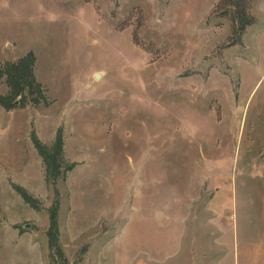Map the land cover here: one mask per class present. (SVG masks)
<instances>
[{"label":"rangeland","instance_id":"obj_1","mask_svg":"<svg viewBox=\"0 0 264 264\" xmlns=\"http://www.w3.org/2000/svg\"><path fill=\"white\" fill-rule=\"evenodd\" d=\"M233 7L0 0V68L32 51L45 96L0 102V264H60L55 206L68 264H264V0Z\"/></svg>","mask_w":264,"mask_h":264},{"label":"trees","instance_id":"obj_2","mask_svg":"<svg viewBox=\"0 0 264 264\" xmlns=\"http://www.w3.org/2000/svg\"><path fill=\"white\" fill-rule=\"evenodd\" d=\"M225 3H232L236 6L233 9L226 12L231 13V17L239 19L237 24V32L241 33L244 30V26L250 21L245 18V1L246 0H222ZM236 16V17H235ZM34 62L35 56L32 51H29L25 56L20 57L15 61L7 62L0 68L1 75L4 76L8 91L5 95L0 96V102L6 108L19 105L24 106L28 101L39 102L44 96V88L42 84L36 80L34 74ZM32 142L35 145L38 154L41 156L44 162V175L46 181L55 184L57 180L63 177L67 167L64 166L63 159V143L62 136L59 132L50 145L41 143L36 135H32ZM24 198L29 201V197L26 193H23ZM50 213V225L48 229L49 249L54 250L55 254L61 259L60 264H68L67 259L58 245L57 238V222H56V206L51 208ZM52 258L53 259V254ZM57 261L52 260V264H56Z\"/></svg>","mask_w":264,"mask_h":264},{"label":"water","instance_id":"obj_3","mask_svg":"<svg viewBox=\"0 0 264 264\" xmlns=\"http://www.w3.org/2000/svg\"><path fill=\"white\" fill-rule=\"evenodd\" d=\"M96 77L98 76V74L95 75Z\"/></svg>","mask_w":264,"mask_h":264}]
</instances>
